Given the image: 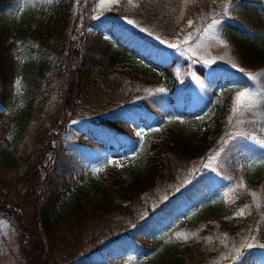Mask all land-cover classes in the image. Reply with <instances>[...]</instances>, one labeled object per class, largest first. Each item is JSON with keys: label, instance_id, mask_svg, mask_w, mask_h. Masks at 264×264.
I'll return each mask as SVG.
<instances>
[{"label": "trees", "instance_id": "obj_1", "mask_svg": "<svg viewBox=\"0 0 264 264\" xmlns=\"http://www.w3.org/2000/svg\"><path fill=\"white\" fill-rule=\"evenodd\" d=\"M24 1L27 0H0V106L4 105L9 86L18 73L20 60L24 57L32 60L25 87L27 108L18 117L21 131L22 122L43 107V100H46L49 92L59 94V87L65 81L66 85L70 83V90L67 91L66 87L63 90L64 96H71L67 97L66 106L70 119L89 123V127L80 128L77 143L93 148L98 155H105L138 141L130 124L136 126L140 121L152 124L163 121L175 112L201 110L219 94L223 86L227 88L229 81L236 79L235 74H241L238 71L223 76H218V72L207 74L205 66L193 57L163 56L153 48L144 52L139 42L132 38V33H137V24L155 18L157 10H154L149 0L139 1L134 10L137 24L130 29L111 19H93L91 12L94 0H28L23 6ZM233 1L227 16L218 23L216 33L238 54L242 68L261 70L259 79L264 83V21L260 14L264 0ZM197 5L198 1L193 2L187 11L191 13ZM168 20V17L162 16L156 25L161 26L163 21ZM89 24H93L94 28L88 30ZM72 32L75 37L71 36ZM136 56L145 58L150 65L158 66L161 76L153 80L137 79V73L129 67ZM122 62H127L129 66H120ZM117 72L119 77L115 76ZM191 72L207 83V89L196 98H192L191 91L179 82L181 76H184V83L187 82ZM125 79L131 85L136 80L146 81L152 90L141 93L125 89L122 86ZM231 102L232 92L227 91L215 117L213 130L204 132L197 141L170 128L163 137L152 141L148 147L146 171L133 178L129 184H122L115 189L127 204L114 205L110 188L100 189L99 196L93 200L90 208L77 203L66 218L60 216L66 223L65 231L59 230L61 222L57 219L55 207L59 198L70 190L64 175L71 171H66V167L69 160H74L75 149L62 141L51 149L50 143L55 136L38 131L37 141L42 142L41 146L50 152L48 159L52 169L49 174L56 175L60 171L61 175L59 178L56 175L55 181L49 180L44 186L46 194L37 193V186L48 176L41 180L40 169L33 165L37 159H29L24 172L23 169L20 172L19 186L10 190L13 191L11 195L14 199L18 198L27 226L32 229L39 263L48 264L51 253L55 252L61 254L63 258L59 262L65 264H102L107 260L120 262L129 248L145 246L146 238H156L181 214L195 209L209 192L222 190L225 186L222 187L221 182L225 177L230 176L229 182H234L231 177H236L251 155V143L248 146L236 145L233 149L226 147V154L221 155L217 172L196 173L184 187L136 221L132 228L125 229L122 238L98 241L86 240L84 237L89 218L99 219L111 211L129 213L130 206L143 195L175 182L177 165L195 163L225 141L229 124L224 125V115ZM249 116L244 127L250 126L257 132L264 126L263 95L258 109ZM243 139L249 140L247 137ZM44 157L45 154L39 160ZM173 161L176 163L173 164ZM28 165H33V169ZM19 187L22 195L17 194ZM245 191H248L247 200L252 198V193H260L261 203L255 204L251 199V210L243 222L230 219L232 210L222 201L213 211L203 215L201 221H215L209 225L212 230L243 244L235 264H264V164L247 181ZM6 196L7 193L3 200ZM55 245L59 249L53 252ZM203 245L204 240L189 239L179 252L170 253L157 264H210L212 248L205 250ZM234 261L231 260L230 264H234Z\"/></svg>", "mask_w": 264, "mask_h": 264}, {"label": "rangeland", "instance_id": "obj_2", "mask_svg": "<svg viewBox=\"0 0 264 264\" xmlns=\"http://www.w3.org/2000/svg\"><path fill=\"white\" fill-rule=\"evenodd\" d=\"M139 1L94 0L91 17L95 20L108 18L130 29L137 24L134 10ZM195 1H198V5L189 13L187 7ZM27 2L28 0L24 1L23 6H26ZM149 2L153 3L154 10H157L155 18L150 22L137 24V33H132V38L139 42L142 46L139 48L144 52L153 48L160 51L163 56L193 57L205 66L207 74L218 72V76H223L233 74L234 71L241 74H235L236 79L229 81L227 88L223 86L219 94L203 109L192 113L175 112L166 116L163 121H155L152 124L141 121L138 126H134V134L138 138L135 145H126L114 153L98 158L93 148L80 146L76 141L82 127H89V123L86 120L70 119V112L66 106L67 97L71 98V96L63 94L65 87L67 91L70 90V83L66 85L65 81L59 87V94L49 92L46 100H43V107L35 110L28 120L23 121L21 124L23 130H20L18 117L27 108L25 87L30 72L29 65L32 63L30 58H22L18 73L9 86L4 106H0V189L3 190V193L0 192V206L9 214L0 211V264H40L35 251L32 229L27 226L28 222L23 216V207L19 204L18 198L15 200L11 195L13 191L10 190L19 186L18 180L22 174L20 172L22 169L24 172L29 159H37L34 160L33 165L40 169L41 180L48 176L37 186V193L46 194L44 186L49 180L55 181L56 175L57 178L59 174L61 175L60 171L56 175L49 174L52 169L48 159L50 152L41 146L42 142L37 141L38 131L55 136L50 143L51 149L60 141L75 149L74 160H69L66 167V171H71L64 175V181H68L70 190L59 198L60 201L55 207L58 212L57 219L61 222L59 230L65 231L67 227L62 218H66L77 203L87 209L90 208L93 200L99 196L100 189L110 188L114 205L125 206L127 201L121 200L115 191L116 187L129 184L133 178L146 171L150 143L163 137L169 128L195 141L204 132L213 130L215 117L227 91L232 92V102L227 114L224 115V125L229 124L225 141L223 140L217 148L209 150L204 158L195 163L177 165V180L159 187L151 194L143 195L139 201L130 206L129 213L111 211L99 219L89 218L86 221L84 237L86 240L98 241L122 238L125 229L132 228L136 221L145 217L148 212L156 209L178 189L184 187L196 173L217 172L220 157L226 154L224 152L226 147L233 149V146H248L251 143L249 151L251 155L236 177H231L234 182H229L230 176L225 177L221 182V186H225L222 190L210 193L204 202L194 210L181 215L180 220L173 221L166 229L161 230L156 238H146L145 246L129 248L120 262L113 263L107 260L102 264H157L170 253L179 252L189 239L204 240V249L212 248L210 264H230L233 259H235L234 264L237 262L236 257L239 256L243 244L236 243L227 235H220L216 230H212L209 225L215 221L209 219L201 221V219L222 201L232 210L229 218L243 222L251 210L249 203L251 199L255 204L261 203L260 193H252V198L247 200L248 191L245 190L247 181L252 179L257 174L258 168L264 164V126L257 132L250 126L244 127V123L250 119L249 115L258 109L261 95L264 96V83L259 79L261 70L242 68L231 46L216 33V27L227 16L232 0H149ZM260 14L264 21V7H260ZM162 16L168 17L169 20L157 26L156 21ZM129 20L132 21L131 24L128 23ZM93 28V24L87 26L88 30ZM71 36L75 37V34L72 32ZM120 64L128 65L127 62ZM129 67L137 73V79L153 80L161 76L158 66L150 65L149 61L139 56L132 60ZM115 76L119 77L118 72ZM179 82L191 91L192 98L198 97L207 89V83L194 72L188 74L187 82L184 83V76L179 78ZM122 86L133 92L142 93L152 90L148 82L140 80H136L135 84L131 85L125 79L122 81ZM241 93L244 95L241 96ZM246 137L249 140L243 139ZM43 154L45 157L39 160ZM175 163L176 161H173V164ZM33 165L28 166L33 169ZM6 193L8 196L3 200ZM20 193L23 194L19 187L17 194ZM5 203L6 205H3ZM126 233L130 232L126 231ZM183 237L188 238L183 239ZM214 243L216 244L213 246ZM54 248L53 252L59 249L56 245ZM51 254L52 258L48 264L56 262V264H65L59 262L63 258L60 253ZM252 260L254 261L255 258Z\"/></svg>", "mask_w": 264, "mask_h": 264}, {"label": "snow or ice", "instance_id": "obj_3", "mask_svg": "<svg viewBox=\"0 0 264 264\" xmlns=\"http://www.w3.org/2000/svg\"><path fill=\"white\" fill-rule=\"evenodd\" d=\"M114 2H115V0H114ZM130 2H131V0H130ZM128 23H132V21L131 20H129L128 21ZM143 30V29H142ZM161 43H163V41H161ZM244 94L243 93H241V96H243ZM241 215H243V213H241ZM188 237H183V239H187Z\"/></svg>", "mask_w": 264, "mask_h": 264}, {"label": "water", "instance_id": "obj_4", "mask_svg": "<svg viewBox=\"0 0 264 264\" xmlns=\"http://www.w3.org/2000/svg\"><path fill=\"white\" fill-rule=\"evenodd\" d=\"M3 205H6V204H3ZM11 209V208H10ZM0 210H2L1 206H0ZM5 212V211H4ZM8 213V212H7ZM22 220V219H21Z\"/></svg>", "mask_w": 264, "mask_h": 264}, {"label": "bare ground", "instance_id": "obj_5", "mask_svg": "<svg viewBox=\"0 0 264 264\" xmlns=\"http://www.w3.org/2000/svg\"><path fill=\"white\" fill-rule=\"evenodd\" d=\"M263 37H264V36H263ZM253 39H254V38H253ZM253 39H252V40H253ZM260 42H261V41H260ZM254 46H255V45H254ZM257 46H259V45H257ZM237 55H238V54H237ZM250 66H251V65H250ZM250 66H249V67H250ZM263 67H264V66H263ZM117 238H118V237H117Z\"/></svg>", "mask_w": 264, "mask_h": 264}]
</instances>
